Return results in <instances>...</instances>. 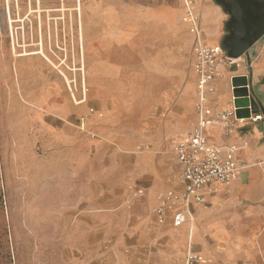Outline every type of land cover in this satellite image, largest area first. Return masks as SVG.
<instances>
[{
    "label": "rangeland",
    "instance_id": "obj_1",
    "mask_svg": "<svg viewBox=\"0 0 264 264\" xmlns=\"http://www.w3.org/2000/svg\"><path fill=\"white\" fill-rule=\"evenodd\" d=\"M183 13L180 0H0V264H165L160 244L150 251L144 239H121L117 246L111 211L98 210L104 246L99 232H78L83 202L68 192L70 173L85 176L88 189L98 173L109 179L111 160L94 157L88 145L69 154L57 139H36L14 91L17 65L34 61L60 75L76 101L86 90V113L110 114L118 160L124 139L144 138L149 149L182 92L197 83ZM55 169L60 179L65 173L66 192L46 185ZM88 203L96 209L102 201Z\"/></svg>",
    "mask_w": 264,
    "mask_h": 264
},
{
    "label": "crops",
    "instance_id": "obj_2",
    "mask_svg": "<svg viewBox=\"0 0 264 264\" xmlns=\"http://www.w3.org/2000/svg\"><path fill=\"white\" fill-rule=\"evenodd\" d=\"M197 7L203 40L209 45L221 44L229 15L214 0H199ZM182 9L183 0H180ZM252 49H257L259 55L251 71L246 69L247 56L241 57L238 64H224L219 68L220 74L214 82L216 93L209 102L213 111L232 105V83L240 86L249 82L253 106L264 114V37ZM35 64L28 61L24 67L22 63L17 65L18 89L14 91L32 115L25 124L32 126L35 138L57 139L69 154L79 149L84 152V146L88 145L90 154L108 155L113 166L109 179L98 173L89 180L88 189L85 176L79 181L80 173H70L68 192L77 193L75 200L83 202L75 226L79 233L99 232L104 246L103 212L98 210L111 211L116 218L117 246L121 245V239L132 242L144 239L150 251L160 244V259L165 264H185L188 251L202 255L200 264H264V119L240 123L230 134L221 125L207 128L214 143L242 147L236 159L244 167L236 178L220 184L206 202H193L185 222L175 227L174 212L168 210L165 222L161 223L157 209L161 193L183 189L174 151L176 143L188 135L189 128L198 119L196 72L197 83L182 92L165 118L159 144L143 149L144 138L124 139L119 149L126 153L124 159L118 160L117 148L113 145L117 142L116 134L111 135L110 131V114L101 117V112L94 108L90 109L93 113H86V93L76 101L60 75L50 69L41 71ZM238 92L241 95L236 104L241 107V114L247 116L248 100L243 90ZM161 146L167 149L165 155L159 153ZM59 172L55 169V181L46 185L66 192L65 173L61 171L60 179ZM58 178L60 182L56 181ZM139 190L143 194H138ZM88 201H102V204L94 209Z\"/></svg>",
    "mask_w": 264,
    "mask_h": 264
},
{
    "label": "built area",
    "instance_id": "obj_3",
    "mask_svg": "<svg viewBox=\"0 0 264 264\" xmlns=\"http://www.w3.org/2000/svg\"><path fill=\"white\" fill-rule=\"evenodd\" d=\"M199 0H183V22L188 25V30L194 42L195 62L194 69L198 77L197 103L198 119L188 135L175 145V155L180 165V180L183 189L167 190L159 195L160 205L157 213L160 222H165L168 210L174 212V226L180 227L187 219L190 205L193 202L203 203L209 195L218 191L220 184L228 183L237 177L244 167L237 162L236 154L242 149L238 144H216L208 135V127L221 125L230 134L236 127L246 121H259L264 119V114L253 106V93L251 84L237 86L231 84L233 93L232 105L228 108L213 111L209 106L211 97L216 93L215 80L220 74L219 68L224 64L233 66L241 58H230L220 44L209 45L203 40V28L200 14L197 12ZM253 48V47H252ZM245 54L247 71H251L254 61L258 57L257 49H252ZM245 88L248 100L245 107L248 116L239 114L241 108L236 104L239 96L234 93L236 88ZM86 93V90H85ZM91 113L94 110H90ZM138 194H143L139 190ZM202 255L188 251L185 264H200ZM251 264V263H244Z\"/></svg>",
    "mask_w": 264,
    "mask_h": 264
},
{
    "label": "water",
    "instance_id": "obj_4",
    "mask_svg": "<svg viewBox=\"0 0 264 264\" xmlns=\"http://www.w3.org/2000/svg\"><path fill=\"white\" fill-rule=\"evenodd\" d=\"M214 1L229 15L226 34L220 45L228 57L241 58L264 37V0ZM241 90L244 96L247 95L245 88L238 87L235 90L238 96ZM239 114L242 115L241 110Z\"/></svg>",
    "mask_w": 264,
    "mask_h": 264
},
{
    "label": "bare ground",
    "instance_id": "obj_5",
    "mask_svg": "<svg viewBox=\"0 0 264 264\" xmlns=\"http://www.w3.org/2000/svg\"><path fill=\"white\" fill-rule=\"evenodd\" d=\"M15 45V44H14ZM42 52V49L41 50H38L36 52H33V53H41ZM22 54V53H21Z\"/></svg>",
    "mask_w": 264,
    "mask_h": 264
}]
</instances>
